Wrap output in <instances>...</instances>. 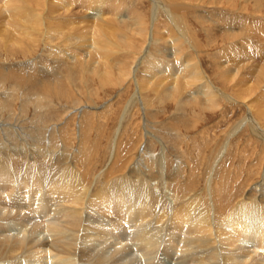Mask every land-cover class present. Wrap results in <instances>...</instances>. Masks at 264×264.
<instances>
[{"label":"rangeland","instance_id":"obj_1","mask_svg":"<svg viewBox=\"0 0 264 264\" xmlns=\"http://www.w3.org/2000/svg\"><path fill=\"white\" fill-rule=\"evenodd\" d=\"M1 1L0 122L10 129L6 134L0 129V158L7 166L23 171L26 165H36L61 173L67 170L66 164L72 163L77 172L87 173L86 185L95 193L125 166L132 165L133 178L139 170L150 174L156 197L166 203L168 211L198 193L209 204L211 179L217 188L214 194L220 196L222 206L228 207L222 208L225 214L243 195L252 196L251 193L264 185V113H261L264 109V0H168L169 5L160 10L157 18L158 28L154 25L152 0H109L106 18H113L110 10L119 11L117 18L121 22L116 25L120 30L113 31L114 25L110 27L114 38H107L109 44L104 40L100 53L95 48L93 52L87 45L88 39L82 44L89 37L87 25L93 20L91 12L75 1L20 0L21 4L28 5L33 24H21L24 30L11 25L13 19L7 17ZM65 2L74 5H65ZM122 2L126 3L125 7ZM185 6L190 8L182 10L180 18L187 25L191 43L187 40L182 43L180 56L192 54L200 59L213 84L224 91L219 93L217 104L209 103L199 92L200 84L173 89L170 81L160 83L161 74L152 77L149 72L151 63L179 64L181 61L179 46L173 39L161 40L158 34L164 33L165 28L175 31L168 10ZM65 8H72L73 13ZM132 9L147 26L142 35L135 21L128 19V10ZM148 32L152 38L147 39ZM20 34L23 37L18 38ZM147 76L153 80L150 82ZM133 97L138 98L128 110ZM261 101L262 105L256 104ZM163 149L167 155V177L164 178L156 156ZM110 166L112 176L108 171ZM35 180L38 184L43 181ZM105 242L109 245L112 240ZM124 242L119 247L129 246V242ZM246 245L243 243L240 247L251 250ZM3 252L0 264L17 263L31 253L19 256L8 254L5 249ZM37 255L51 257V253L35 249L31 257L36 262L40 257Z\"/></svg>","mask_w":264,"mask_h":264},{"label":"bare ground","instance_id":"obj_2","mask_svg":"<svg viewBox=\"0 0 264 264\" xmlns=\"http://www.w3.org/2000/svg\"><path fill=\"white\" fill-rule=\"evenodd\" d=\"M3 1L4 3H2L3 6L1 7L4 8L3 10H6L7 17L9 19H13L11 20L12 23L10 22V20H8L7 24L9 25V23H11L12 26L18 28L20 27L21 30H24L25 27L22 28L21 24L29 25L32 22L30 17L31 15L27 10L29 9L27 8L28 5H25L23 3L21 4L20 0ZM72 1L78 3L79 7H82L88 12L90 11L91 15H89L93 20L92 24L87 25V28H90L89 30H87L88 33L86 34V32H83L87 35V37L89 35V37L85 38V36H82L83 38H85L83 39L84 41L82 40V44H84V42L88 39L86 41L88 42L87 45L92 47V50L93 48L97 50L96 52H98V50H102L101 47L104 45V40L106 39V44H109L110 40L108 41L109 43H107V38L110 39L111 36H113V32L109 30L111 29L110 27L114 25V29H112L113 31L118 29L120 30L119 26L117 27V23L121 22V20L118 22L119 17L117 18V12L119 11L116 12V10L114 11V9L110 10L111 13L113 11V18H109L108 16L106 18V5L110 3L109 0ZM152 1L154 2V25L156 26L160 10L166 5H169V2L168 0ZM40 3H42V1ZM67 4L72 6L74 5L73 3L65 2V5ZM111 4L113 3L111 2ZM124 4L122 7H125ZM122 7H120L119 10H121ZM188 8L190 7L185 6L181 9L170 8L168 10V14L173 22L175 31L173 30V32L171 29L165 28V34L162 32V34H158L160 35L158 37H160L161 40L164 38H170L173 39V41L175 42H173L174 44L179 46L178 49L174 45V47L177 48V51H180L178 55L181 58V61L179 62V64H171L169 62H167L166 64L157 62L151 63V65L148 67L149 72L152 77L161 74L162 78L160 77V83L170 81V85H173V89L177 87L181 89L192 88L196 84H200L201 88L199 89V92L206 96V99L207 101H209V103L217 104V97L222 90L220 91V89L213 84L211 78L202 66L200 59L197 58V56L192 57V54L184 57L180 56V47H182V43L186 42V40L191 43V35L188 31L187 25L180 18L181 12H183L184 10L186 11ZM51 9L53 8L51 7ZM68 9L69 8H67L66 10ZM70 9L72 11V8ZM133 10L135 9H132V11L128 10V15H130V18L128 19L135 21L136 25L140 27V34L142 35L144 29H146L147 26L143 20H140V18H138L137 13L136 15L135 13H133ZM84 16L86 15L84 14ZM4 19L6 20L7 18L4 17ZM41 19H38V22H40ZM87 19L88 17L86 18V20ZM35 20L37 19L35 18ZM71 20L75 21L73 18ZM3 23L5 25V21ZM3 23L1 24L3 25ZM8 25H6V27H8ZM89 25L90 27H88ZM57 26L59 27L60 25ZM34 27L30 26V28ZM105 27H107V29H105ZM9 29L11 31L12 28H8V30ZM84 29V31H86V28ZM32 30L34 32L36 28ZM10 31L8 32L10 33ZM19 33H21V31H19ZM50 33H52V31ZM74 34L76 35V32ZM21 35L22 34H20L18 38H20ZM15 36L17 37V35ZM25 36H27V34H25ZM150 37L148 32L147 39H149ZM23 39L21 38V40ZM26 43L28 44V42ZM72 46L73 45H71V47ZM67 49L69 50V48ZM109 51L111 52V50ZM93 55L99 56V54ZM105 56L107 55L105 54L103 57L105 58ZM94 59L95 58H93V60ZM96 61L98 62V60ZM109 73L110 72H108V74ZM149 77L147 79H149ZM152 80H150V82ZM241 81H243V79ZM158 82L159 81H157V83ZM158 85L160 86V84ZM165 85L167 86V83H165ZM142 86H140V89ZM248 87L250 88L252 86L248 85ZM53 90L58 91L57 89ZM238 93H240V91ZM137 98L133 97L129 101L127 109H130V107L134 105L133 102L136 101ZM229 100H231V98ZM256 104L262 105L263 102L261 104ZM251 110H253V108H251ZM263 111H261V113H264ZM256 113L258 114V112ZM124 118L126 119V117ZM262 124H260V126ZM0 129L6 134L10 128L7 127V124L0 122ZM15 130L18 134V130L16 128ZM118 134L120 133L118 132ZM116 141L118 142L119 138H117ZM156 156L157 161L160 163L158 164L162 165V172H164L162 173V177H167V173L165 170L167 166V155L165 154V149H163L162 153L159 156ZM132 159L133 158H131L130 160ZM4 162L0 158V256H2L4 253L3 249H5L8 254H18L19 256H24V254L28 251L31 252L28 255V258L20 260L18 259L19 261L17 262L16 260L17 263L13 262L14 264H264L263 184V186L259 188V191L257 190L253 194L251 193L252 196H247L246 194L243 195V197L240 196L242 197L241 200H237V204L233 208H229V210L225 214L224 212L226 210H222L225 205L222 206L220 202L221 200L219 198L220 196L217 197V194H214L217 192V188L214 185L213 180L211 179L209 180L210 188H208L211 191L209 204L206 203L205 200H203L201 196L202 194H200L201 197H199L197 196L199 193L196 194V192V196H191L190 200H188L187 202L184 201L185 203L183 202L179 207L173 205L170 209L171 211H168V207L165 206L166 203L161 202V200L156 197V192L151 186L152 181L150 174L145 170H139V172L136 173V177L133 178L134 175H132L133 173L131 174L130 169L132 165L125 166V168L127 169L124 168L123 171L121 170L122 172H119L116 176L114 175L112 180H109V183L101 188L98 187V189L94 193L90 186L88 187L89 184L86 185L87 181H85V177H87V173L80 174L81 172H77L76 167L72 163H70V161L69 163L71 165L65 163L67 166H69L66 167V171L61 173H53L48 170H43L36 165H26V168L23 171H17L14 167H12L11 165L7 166ZM111 169L112 167L108 169V171L110 172V176H112L113 172V169ZM35 178L43 180L42 183L38 184ZM167 183H169L168 179ZM179 198L180 197H178V199ZM216 203L218 205H216ZM216 206H218L217 212ZM226 209H228V207ZM43 233H45V236L43 235ZM111 240L112 242H109ZM105 241H108L109 245H105ZM123 241H125L124 243L129 242V246H126L128 245L126 244L125 247H119V245ZM243 243H246V246L250 247L251 250L244 248L242 249V247L240 246ZM35 249H41L51 253L52 258L37 255L40 257H38V262H36V259H33V257H31L32 251ZM44 254L46 253L44 252ZM32 256H34V258L36 257L35 255ZM134 256H137V258L135 259ZM167 260L171 262L168 263Z\"/></svg>","mask_w":264,"mask_h":264}]
</instances>
